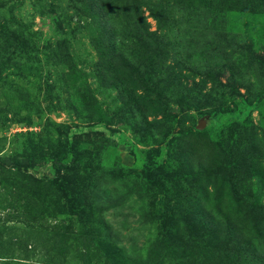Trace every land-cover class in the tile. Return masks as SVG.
<instances>
[{"label": "rangeland", "instance_id": "1", "mask_svg": "<svg viewBox=\"0 0 264 264\" xmlns=\"http://www.w3.org/2000/svg\"><path fill=\"white\" fill-rule=\"evenodd\" d=\"M0 264H264V0H0Z\"/></svg>", "mask_w": 264, "mask_h": 264}, {"label": "trees", "instance_id": "2", "mask_svg": "<svg viewBox=\"0 0 264 264\" xmlns=\"http://www.w3.org/2000/svg\"><path fill=\"white\" fill-rule=\"evenodd\" d=\"M262 98V94H259L256 98H255V101H259L260 99ZM214 119L215 122L219 123L220 122V119H215L213 118L212 116H208V119ZM202 132V129L199 130L197 128L194 129V131L192 130H187V132L184 133V135H192L194 137H197L199 133Z\"/></svg>", "mask_w": 264, "mask_h": 264}, {"label": "water", "instance_id": "3", "mask_svg": "<svg viewBox=\"0 0 264 264\" xmlns=\"http://www.w3.org/2000/svg\"><path fill=\"white\" fill-rule=\"evenodd\" d=\"M206 119H208V116L201 117L200 120L198 121V124H197L196 128L199 129V130L205 128Z\"/></svg>", "mask_w": 264, "mask_h": 264}]
</instances>
